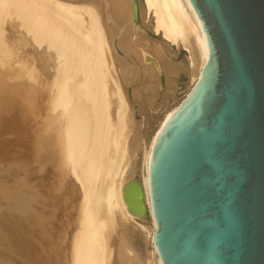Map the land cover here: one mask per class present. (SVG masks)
I'll use <instances>...</instances> for the list:
<instances>
[{
    "label": "bare ground",
    "instance_id": "obj_1",
    "mask_svg": "<svg viewBox=\"0 0 264 264\" xmlns=\"http://www.w3.org/2000/svg\"><path fill=\"white\" fill-rule=\"evenodd\" d=\"M143 1L153 33L186 53L190 74L188 94L199 80L207 58L205 41L194 14L187 0ZM131 5V0H0V56L9 58L11 55L5 38L9 30L6 25H10L9 34L12 33L16 41L27 37L38 50L44 49L45 53L42 54L46 60L54 62L52 83L48 84L50 95L45 98H49L52 112L59 111L61 117L60 140L56 144L57 161L60 159L61 166L65 168L64 178L71 179L73 183V186L70 184L72 193L79 197L68 216L70 230L66 231L67 235L65 233V240L59 247L61 251L54 256L47 250L50 239L45 238L49 231L46 226L50 224L46 213L47 199L30 185V264H34V260L38 264H160L156 251L152 256H146L144 252L143 256L135 250V245H140L137 242L145 239V236L142 234V238L137 234L134 237L128 227L129 223H134L139 230L146 232L153 244L154 220L149 213L148 219L132 216L123 196L124 187L135 175L130 166L136 162L141 149L139 136L143 133L134 121L125 92L129 82L137 81L136 62H141L143 58V50L138 49L134 42L138 36V26L132 22ZM152 51L158 62L146 58L153 65L143 69V88L151 102L157 93L154 64L157 67L160 65L168 76L177 72L175 66L162 60L159 47L152 48ZM40 54L28 57H31L32 63L29 61L27 70L26 64H23L27 61L15 58L14 65H23L26 74L22 73L33 83L36 79L33 62ZM126 57L135 62V67L127 64ZM19 67L22 71V66ZM167 89L168 93L172 92L169 81ZM184 98L165 111L142 151L140 186L148 211L151 148L166 117L177 109ZM33 146L28 159L31 180L36 177L38 158H43L48 152L42 146L39 153L37 146ZM143 221L148 222V228L142 225ZM40 234L44 236L41 241Z\"/></svg>",
    "mask_w": 264,
    "mask_h": 264
},
{
    "label": "water",
    "instance_id": "obj_2",
    "mask_svg": "<svg viewBox=\"0 0 264 264\" xmlns=\"http://www.w3.org/2000/svg\"><path fill=\"white\" fill-rule=\"evenodd\" d=\"M187 2L206 62L153 142L150 211L137 173L124 201L154 220L160 264H264V0Z\"/></svg>",
    "mask_w": 264,
    "mask_h": 264
},
{
    "label": "rangeland",
    "instance_id": "obj_3",
    "mask_svg": "<svg viewBox=\"0 0 264 264\" xmlns=\"http://www.w3.org/2000/svg\"><path fill=\"white\" fill-rule=\"evenodd\" d=\"M137 4L139 25L138 29H136L138 36L134 42L138 49L143 50V58L141 62H136L138 65H136L137 81L134 83L129 82L125 86V92L127 101L134 114V121L138 123L140 130L143 132L142 136H139V138H141V149L138 151L136 162L132 163L130 166L132 171L135 174L137 173L141 179L143 148L147 146L150 136L156 129L165 111L186 96L190 86V74L187 69L186 53L179 48L169 45L159 35L153 33L152 22L145 8L144 1L137 0ZM6 29L8 31L5 34V38L8 43L7 47H10L8 50L9 52L11 51V55L8 53L10 55V57L8 56L9 58L4 55L0 56V264H30V259H28L30 258L29 252L31 250L29 237L32 233V230L29 229L30 225L28 219L30 185L34 186V189L47 199L45 200L47 203L46 213L47 220L50 224L46 227L49 229L50 233L48 231L45 238L46 240L50 239L47 250L54 256L61 251L59 247H61L60 245H62L65 240V236L67 235L66 231L68 232V229L70 230L68 216L71 214L72 206L78 203L77 199L79 200V197L75 195L74 191V193H72L71 187L73 183L71 179L68 180V178H64L63 171L65 168L61 166L62 163L60 159L57 161L56 144L60 140L61 117L59 111L52 112L53 110L49 103V98H45L50 95L48 84L50 85L52 83V68L54 67V62L53 60H46L42 54L45 53L44 49L38 50L27 37L22 41H16L17 39L12 37V33L10 32L11 34H9L10 25H6ZM15 29L17 30V28ZM18 32L23 34L21 30H18ZM148 47L149 49L147 50L146 48ZM156 47L160 48L162 60L169 65L175 66L177 72L168 76V74L161 69L160 65L157 67L154 64L157 75V93L154 101L152 100L151 102L149 94L144 92L143 88L145 86L143 69L144 67H148V65H153V62L145 60L146 58L157 61V57L154 51H152V48ZM39 53H41L40 56L33 62L35 69L34 75L36 78H34V81H37V83L34 82V85L32 81L30 82L26 78V75L24 76L26 72L23 71V65H14V63L17 60L15 59L16 57L20 58V60L27 61L23 62V64H26L25 70H27L32 61L30 58L35 57V55ZM29 56L31 57L28 58ZM10 58L14 66L11 65L12 61ZM126 59L129 66L135 67L133 65L135 62L130 57H126ZM19 66H22V71ZM168 81L171 84V93L167 91ZM42 96L44 97L43 99ZM32 145H34L33 147L37 146V149H35L38 150L39 153L43 147L49 152H45L43 158L38 156V153L37 156L40 157L38 159L41 161L38 160L39 165H36L35 180H31V169L28 160L30 158V148ZM51 152L53 158L51 157ZM46 154L48 156H46ZM42 161L44 163H42ZM45 162L48 163L45 164ZM43 168L44 170H42ZM47 169L48 171H46ZM42 173L44 175H42ZM41 176L43 180L40 178ZM43 182H45L44 186H42ZM70 184L72 186H70ZM41 190H43V193ZM147 223V221H143L142 225L148 228L149 225ZM49 226L51 227L49 228ZM128 227L134 237H137V234H139L140 237L145 236V239H142V241L137 242L135 239V241L140 244L137 245L138 247L135 245V250H138L139 252H137L143 256H145V253L146 256L148 254H151V256L154 255L155 249H153L151 240L145 234L146 232L139 230L132 222L129 223ZM62 230L65 232H62ZM56 236L59 240H57ZM43 237L44 236L40 234L39 241H41L40 239H44ZM54 240L55 242H52ZM143 241L145 244H143ZM37 260H39V257ZM36 263L37 262L34 260V264ZM55 264H57V262H55Z\"/></svg>",
    "mask_w": 264,
    "mask_h": 264
}]
</instances>
